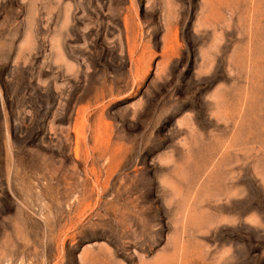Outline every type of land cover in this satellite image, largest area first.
Returning a JSON list of instances; mask_svg holds the SVG:
<instances>
[{"label":"rangeland","instance_id":"rangeland-1","mask_svg":"<svg viewBox=\"0 0 264 264\" xmlns=\"http://www.w3.org/2000/svg\"><path fill=\"white\" fill-rule=\"evenodd\" d=\"M0 264H264V0H0Z\"/></svg>","mask_w":264,"mask_h":264}]
</instances>
